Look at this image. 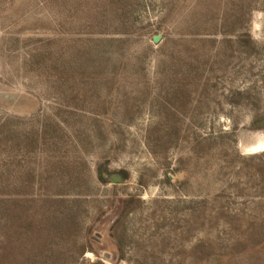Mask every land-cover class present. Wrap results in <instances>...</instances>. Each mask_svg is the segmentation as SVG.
Instances as JSON below:
<instances>
[{"label": "rangeland", "instance_id": "1", "mask_svg": "<svg viewBox=\"0 0 264 264\" xmlns=\"http://www.w3.org/2000/svg\"><path fill=\"white\" fill-rule=\"evenodd\" d=\"M0 264H264V0H0Z\"/></svg>", "mask_w": 264, "mask_h": 264}, {"label": "water", "instance_id": "2", "mask_svg": "<svg viewBox=\"0 0 264 264\" xmlns=\"http://www.w3.org/2000/svg\"><path fill=\"white\" fill-rule=\"evenodd\" d=\"M158 37H154V42H157ZM113 180L116 182V178H113Z\"/></svg>", "mask_w": 264, "mask_h": 264}]
</instances>
